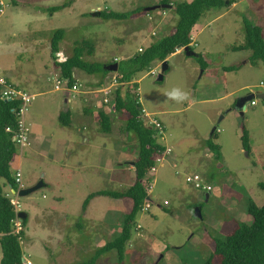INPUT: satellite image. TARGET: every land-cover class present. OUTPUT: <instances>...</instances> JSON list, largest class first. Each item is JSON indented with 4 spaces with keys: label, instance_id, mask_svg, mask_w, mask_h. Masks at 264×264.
I'll list each match as a JSON object with an SVG mask.
<instances>
[{
    "label": "rangeland",
    "instance_id": "1",
    "mask_svg": "<svg viewBox=\"0 0 264 264\" xmlns=\"http://www.w3.org/2000/svg\"><path fill=\"white\" fill-rule=\"evenodd\" d=\"M159 1L2 2L0 75L7 80L16 78L15 83L24 92L34 94L22 115L28 127L26 140L23 146L17 145L22 183L29 187L40 180L46 182L25 196H18L17 190L16 195H9L5 190L9 185L4 186L8 198H17L18 210L28 214L25 238L20 239V244L22 258L32 264H202L210 258L211 240L221 237L227 219L250 222V216L245 212L246 199L252 198L258 205L264 202V190L260 188L264 183V107L261 102L247 105L242 113L235 107L240 96L263 90L257 85L264 83V66L261 61L256 65L243 63L250 50L233 49L244 42L243 19L259 25L264 37V0H235L237 4L233 8L226 5L206 10L193 31L192 46L199 57L184 52L169 56L168 68L160 82L155 80L160 70L158 62H154L149 71L137 75L139 103L144 109L142 116L153 113L162 121L164 138L160 142L171 151L157 163L155 173L150 176L149 207L142 209L131 227V238L122 262H118L115 250L96 253L99 246L120 234L125 211L120 207L107 208L110 200L115 202L116 197H98L93 206L96 209L90 206L86 214L82 205L91 192L126 190L132 172L122 164V170L118 166L116 183L109 174L93 177L86 173L84 181L72 177L73 180L64 182L66 188L59 186L62 181L58 185V175L52 169L50 158L52 150L61 144L68 130L58 123V114L70 110L71 128L81 127L82 114L77 107H81L85 95L97 98L103 95L97 91L84 93L109 87L108 84L116 80V71L101 78L100 74L75 70L76 89H67L75 99L65 101V92L55 86L57 80L60 87L66 86V81L59 75L48 76L49 45L54 31L63 30L59 47L66 56L72 54L77 41L87 40L94 46V51L86 58L104 67L114 58L118 61L130 57L139 52V47L143 50L171 32L177 21L171 7L146 10L159 5ZM179 1L190 0H171V5ZM66 2V7L49 12V7ZM98 11H114L125 17L104 19ZM206 22L207 25L197 33ZM201 60L206 62V70L201 67ZM230 65L238 68L222 69ZM52 67L53 72L49 71L57 72L53 64ZM177 88L187 93L186 99L169 98L168 93ZM106 96L107 103L112 102L111 95ZM85 120L89 121L86 116ZM213 128L217 133L215 143L220 146L219 158L205 145ZM112 129L110 134H96L95 139L106 143V149L116 153L118 162L131 160L138 150L134 133L124 131V120L118 115L114 117ZM244 130L248 133L249 151L241 144ZM80 134H75L74 154L86 149L85 162L96 163L100 159L99 149L94 145L78 144L83 141L82 136L90 138L95 133L85 129ZM40 138L46 139L45 146L37 144ZM62 156L65 161L66 156L60 151L59 160ZM79 157V160L83 159ZM192 174L200 175L203 182L210 184L207 198L201 189L186 181V176ZM149 185L146 182V187ZM58 196L62 201H58ZM119 201L117 198L116 203ZM51 205L59 209L69 206L60 224L56 238L59 241L53 242L49 237ZM195 208L200 210L201 217L194 214ZM22 229L21 223L17 233Z\"/></svg>",
    "mask_w": 264,
    "mask_h": 264
},
{
    "label": "trees",
    "instance_id": "2",
    "mask_svg": "<svg viewBox=\"0 0 264 264\" xmlns=\"http://www.w3.org/2000/svg\"><path fill=\"white\" fill-rule=\"evenodd\" d=\"M159 3L171 4V0H160ZM230 3H232V0H228V4ZM173 4L171 8L177 16V21L172 31L157 42L146 46L141 52H136L130 57L118 61L117 58H114L111 63H118L115 75L118 84L111 89L112 102H100L98 108L94 109L95 107L91 105L85 107L83 111L84 116L95 117V124L102 133L111 131L114 117L118 115L124 120V131L126 133L133 132L137 141L138 150L132 162L134 176L130 186L124 191L99 190L90 193L84 199L82 205L85 208L90 198L96 195L129 200L130 205L123 214L120 234L105 242L96 251L99 255L106 251L115 250L118 262H122L126 255V247L131 238V227L143 209L145 198H148L146 190L147 172L155 166V158L164 149V145L160 142L163 137L159 130L142 118L138 82L136 81L138 79L137 75L149 71L154 62L161 63L166 60L179 47L189 46L193 50V46L190 45L191 30L200 16L206 10L227 5L226 0H190ZM66 6L67 2L59 6L49 7L48 10L52 13ZM98 15L104 19H122L125 17L124 14L114 11H98ZM243 35L244 42L233 49L250 50V63L256 65L258 61H261L264 66L262 28L243 19ZM62 36V29L54 31L50 40L49 53L55 68L66 81L67 88L75 85L73 77L75 70H81L87 74H100L101 78L112 72L106 69L105 66L102 67L101 64L91 62L86 58V56H91L94 51V46L87 40L77 41L72 54L67 55L64 61L58 62L56 53L60 49L59 42ZM196 56L199 57L200 55L196 54ZM107 64L109 63L105 65ZM205 65L204 61L201 60V67L205 68ZM236 68V66H227L225 69L235 70ZM21 104L22 100L20 98L5 99L1 97L0 93V264H22L20 239L25 238L24 227H26L28 217L27 214L24 218L20 217L23 229L19 233H14V220L19 215L4 192V186L6 185L13 189L17 188L10 162L17 155L18 147L12 139V135L18 127ZM70 115L69 110L60 112L58 123L61 126H68ZM7 128L10 131L6 130ZM216 138L217 133L213 128L210 136L205 140V145L216 158H219L220 146L215 143ZM241 144L244 150L249 151L248 133L245 130L241 135ZM260 188L264 190V183L260 184ZM208 193L210 192L204 193L205 196ZM245 212L250 216V222L237 221L234 218L227 219L223 223L221 237H214L211 240L210 258L202 264H264V202L258 205L252 198L246 199ZM215 257L217 258L216 261L213 260ZM182 264L188 263L183 262Z\"/></svg>",
    "mask_w": 264,
    "mask_h": 264
},
{
    "label": "crops",
    "instance_id": "3",
    "mask_svg": "<svg viewBox=\"0 0 264 264\" xmlns=\"http://www.w3.org/2000/svg\"><path fill=\"white\" fill-rule=\"evenodd\" d=\"M2 2H3V0H0V10H1L0 13L3 11V3ZM226 3H227V6H229V8H233L237 4V2L235 0H232V3H230V4H228V0H226ZM196 23H195V25L193 26V28L191 30V42H190V45H193L194 44L193 31L195 30ZM207 23L208 22H206L205 24H203L202 27L197 31V33H199L207 25ZM183 47H179L173 54L184 52L183 51ZM57 53H60L61 56H63V57H67L66 54H64V52L61 49H59ZM196 54L197 53L195 52V55L194 56H196ZM189 56H192V55H189ZM249 56H250V54L243 61V63L250 62L249 61ZM51 63L54 65L53 59H51ZM51 63L48 65V68H47L48 69V73H49L48 76L49 75H53V74H55V76H58V75L60 76L58 70H57V72L52 73L53 72V67H52V64ZM158 63H160V62H158ZM205 64H206V62H205ZM160 65H161V63H160ZM230 66H236V65H230ZM207 67L208 66L206 64L205 65V68H203V70H206ZM226 67L227 66H224V67H222V69L224 71H227L225 69ZM49 70H52V72H50ZM14 79H16V78H12L10 80L9 79L7 80L5 78L6 82L13 89L18 90V91H21V92H24L20 88V86L17 85V83H15V80ZM99 83H101L100 85L103 84V82H99ZM111 83H113V82H110L108 84L109 87H110V89L108 90V92H104V90L107 87L102 86V87L95 88L94 90H87L84 93V94H86V93H94V92L97 91V92L103 93V95H100L101 98H97L94 95H85V97L81 101V107L80 108L77 107V109L80 110V112L82 114L81 115L82 116V119L79 120V122L81 123V127L77 126L76 129L75 128L74 129L71 128V122H72V119H71L70 120V124L68 126H64V127H68V130L66 131V133L64 135V138H62L61 144L58 145V146L55 145L56 147H54V149L52 150V156H51L50 159L53 162V164H51V166H52V169H54L55 173L58 175L57 178H56V181H57L58 185L62 181L61 185H59L61 187V189L62 188H66L64 182H66L68 179L73 180L72 177H75L77 180H80L81 178H83L81 180L84 181L85 180L84 178H85V174L86 173L92 174L93 177L94 176L95 177L96 176L101 177L102 174H105V175L106 174H109V176L111 178L113 176L114 183H116V178L115 177H116V175L118 173V166H120V170H122L123 165L127 168L128 171L132 172V178L134 176L132 162H133V160H134L135 157H133L131 160H128V161H125V162L120 163V162H118V158L116 156V153H113L112 154L111 149L110 150H107L106 149V143H104L103 141H97L95 139L96 134L98 136L101 135V134H110L113 129H111V131L109 133H102V132H100L98 130V127L95 124V120L96 119H95L94 116L93 117L86 116V118H88V120H89V121H87V120H85V116L83 115V111H84L85 107H88V106L93 105L95 107V108L94 107L93 108L96 109V108H98V104L100 102H104L103 99H106L107 102L109 101L108 98H107V96H106V94H110L112 87L114 85H117V84H111ZM56 85H58V87L56 88V86H55V89H61L62 88V87L59 86V80H57V84ZM63 91L65 92L66 90L63 89ZM24 93H26V92H24ZM31 95L34 96V94H31ZM65 97H66L65 98V101H67V102H71V99H75V98H72L73 97L72 95H65ZM247 105L248 104H246V106ZM69 112H70V110H69ZM70 114H71V112H70ZM151 114H153V113H151ZM153 115H154V117H156V114H153ZM157 119L162 123V121L159 118H157ZM24 123H25V121H24ZM162 125H163V123H162ZM85 129L86 130L89 129L90 131L94 132L95 135H93L92 137H90L91 139L88 138V137L82 136L83 141L81 143L79 142L78 144H80V145L81 144L82 145L83 144L84 145L85 144L94 145V147L96 146V148L99 149V151H100V159L96 163L95 162L94 163L93 162H88V163L85 162L86 149L84 151H81V152L79 151V154H76V153L74 154V150L76 148V143L74 142L75 141V138H76L75 134L77 133V135H80L81 136L80 133H82L83 130H85ZM37 144L39 146H45L46 145V139L45 138H40V143H37ZM165 146H167V145H164V147ZM60 151H61V153L65 154V156H66V160L65 161L63 160V156H62V159L59 160V153H60ZM115 151H116V149H115ZM92 154H95V153H92ZM79 156H81L83 159L82 160H79V158H80ZM86 164L88 166H86ZM10 166H11V169H12V172L13 173L15 172L16 169H19V166H20V157H18L16 155L15 158L13 159V161L10 162ZM81 175H83V176H81ZM147 177H148L147 182L152 179L148 175H147ZM43 183L45 184L46 182L44 181ZM5 190H6L7 193H12V188L11 187H7ZM97 191H99V190H97ZM91 193H93V192H91ZM100 196H103V195L93 196L92 198H90V200L88 201V204L86 205L85 208H83V206H82V210L84 211L85 214H86V212L88 210V207H90V206L93 207L94 204L96 203L95 200L98 197H100ZM57 199H58V201H62V197H60V196H58ZM116 199H115V202H112L110 200V202L108 204L109 206H107V208H109V209H112V208L118 209L120 207V208L124 209V211H127L128 207L130 205L129 200L128 199H125L124 201H121V199H120V201L118 203H116ZM67 208H64V209L61 208V209H59L58 207L56 208L54 205L49 206V223L52 224V226H50L51 227V231L49 232V237L51 238V241L52 242L53 241H59V239H56V238H58V236H59V229L61 227L60 224L62 223L63 216H65L64 215V211H68L69 210V206ZM93 208L96 209L95 207H93ZM90 213H91V211H89V214ZM27 217H28V214H27ZM99 241H100V238H99ZM66 249L67 248H64V250H66ZM0 251H1V248H0Z\"/></svg>",
    "mask_w": 264,
    "mask_h": 264
},
{
    "label": "built area",
    "instance_id": "4",
    "mask_svg": "<svg viewBox=\"0 0 264 264\" xmlns=\"http://www.w3.org/2000/svg\"><path fill=\"white\" fill-rule=\"evenodd\" d=\"M138 50L141 51L142 50L141 47H139ZM65 59H66V57L61 56L60 53H56V60L58 62H62ZM153 74H156V71ZM112 82L113 83H111V84H116V80H114ZM257 86H258V88H263V90L262 91H253L252 92L253 98L248 102V105L254 106L257 103L261 102L262 106L264 107V98L259 96L260 94L264 93V83L260 82ZM0 87H1L0 88V93H1V97L2 98L12 99L14 97H18V98H20L22 100V104H21L20 110H19L18 127H17L16 130L13 131V135H12L13 141H15L16 144L20 145V147H21V146H23V144H24V142L26 140V134L28 132V127L25 125V123H24V121L22 119V115H23V111H24L25 105L30 101V99L33 97V95H29V94H26L24 92H21V91L13 89L6 82L5 78L3 76H1V75H0ZM57 87H58V85H56V88ZM106 87L107 88L105 90H107V89L109 90L110 89V87H108V86H106ZM62 88L75 91L76 85H73L71 88H67L64 85ZM105 90H104V92H107ZM103 101L107 102L106 99H103ZM142 118H144L146 120V122L154 125L159 130V132L161 133V135L163 137V125L156 117H154L153 114L152 115L146 114L145 116H142ZM6 130L10 131L9 128H7ZM170 151H171V149L169 147H167V148L163 149L160 152V154L155 158L156 159L155 166L152 167L147 172L148 176H152L153 173H155V168L157 166V163L159 161H161L162 159H164L167 156L166 154L170 153ZM13 177L15 179V182L17 183V188L15 190H18L21 187L23 188L24 186H23V183H22V178H21L22 176H21V173H20L19 169L15 170V172L13 173ZM186 181L191 183L194 188L201 189L203 194L206 193V192H210L209 191L211 189L210 184H206L205 182H203V179H202V177L200 175H197V174L188 175V176H186ZM149 183L150 182L148 181V185H149ZM205 185H207V186H205ZM150 188H151L150 185L147 186V188H146L148 195H149V192H150ZM7 194L16 195L15 191L14 192L12 191V193H7ZM9 200H10L11 204L14 206L15 211L19 212L18 207L16 205L17 203L15 201L17 199L14 198V197H10ZM148 207H149V202L146 200L145 203H144L143 209L146 210ZM17 220H19V221H17ZM20 221L21 220L18 217L15 218V220H14V229H13L14 233H17V231L21 229ZM22 264H32V263L29 260H25V259L22 258Z\"/></svg>",
    "mask_w": 264,
    "mask_h": 264
},
{
    "label": "water",
    "instance_id": "5",
    "mask_svg": "<svg viewBox=\"0 0 264 264\" xmlns=\"http://www.w3.org/2000/svg\"><path fill=\"white\" fill-rule=\"evenodd\" d=\"M171 6H172L171 4L162 3V4H159V5H155V6L148 7V8H146V10H152V9L159 8V7L166 8V7H171ZM183 51L185 52L186 55H192V56L195 55V52L192 49H190L189 46H184L183 47ZM105 68L108 69L109 71L115 72L118 69V63L117 62L109 63V64L105 65ZM167 68H168L167 60L162 61L161 62V65H160V70L156 74V79L155 80L157 82H160V81L163 80V75H164V72L167 70ZM65 94L66 95H69V91L66 90L65 91ZM259 96L262 97V98H264V93L260 94ZM252 98H253V94L252 93H248V94H245L243 96H240L237 99V101H236L235 107L237 109H239L240 112L242 113L243 110L246 109V104H248V102ZM43 185H44L43 184V181L40 180L37 183H35L34 185H32V186L23 187V188L17 190V194H18V196L28 195L29 193H31V192L39 189ZM12 191L14 192L15 189L12 188ZM207 197H208V195H206V198ZM147 200H150V199L148 198ZM194 214L196 216H198V217H201L200 210L198 208H195ZM18 215L21 218H24L26 216L25 212H22V211H19L18 212Z\"/></svg>",
    "mask_w": 264,
    "mask_h": 264
},
{
    "label": "clouds",
    "instance_id": "6",
    "mask_svg": "<svg viewBox=\"0 0 264 264\" xmlns=\"http://www.w3.org/2000/svg\"><path fill=\"white\" fill-rule=\"evenodd\" d=\"M170 99L182 101L187 98V93L183 92L181 89H173L168 93Z\"/></svg>",
    "mask_w": 264,
    "mask_h": 264
}]
</instances>
